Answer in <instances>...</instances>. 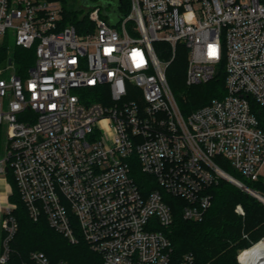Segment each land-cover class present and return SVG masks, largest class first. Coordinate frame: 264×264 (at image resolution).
<instances>
[{
    "label": "built area",
    "instance_id": "1",
    "mask_svg": "<svg viewBox=\"0 0 264 264\" xmlns=\"http://www.w3.org/2000/svg\"><path fill=\"white\" fill-rule=\"evenodd\" d=\"M108 7L88 8L91 29L78 33L56 1L0 0V38L11 31L35 55L24 77H0V183L10 170L29 217L70 244L78 232L103 264H192L190 255L172 261L157 230L171 225V209L159 190L141 193L131 161L184 202L186 221H202L220 182L264 205L216 160L264 183V132L250 103L264 109V0H128L115 26ZM180 51L187 87L225 74L223 97L187 115L167 80ZM14 208L0 206V264L18 229ZM235 213L245 215L241 205ZM22 264L50 262L34 251Z\"/></svg>",
    "mask_w": 264,
    "mask_h": 264
},
{
    "label": "trees",
    "instance_id": "2",
    "mask_svg": "<svg viewBox=\"0 0 264 264\" xmlns=\"http://www.w3.org/2000/svg\"><path fill=\"white\" fill-rule=\"evenodd\" d=\"M46 1L61 3L64 25H72L78 33H84L91 29L87 18L88 8H86L83 17L79 18L76 11L66 8L63 0ZM127 11L128 0H122L119 13L125 15ZM179 53L184 54L181 57L185 60V51ZM179 55L171 65H175ZM34 60V48L24 49L15 45L8 47L5 42L0 44V65L6 63L11 66L14 74L18 77L22 78L26 75ZM169 83L184 115L206 105L212 99L223 97L225 94L223 69H220L217 76L206 83L203 89H199L197 86L185 89L180 85L181 90H179L176 84ZM250 103L251 111L255 114L259 127L264 132V109L252 100ZM216 160L230 174L264 195V183L261 179L257 182L245 180L231 169L225 160L220 157H217ZM130 166L131 177L141 193L146 194L151 190H159L163 195L164 202L171 209L173 217L171 225L166 228L158 227L157 230L170 241L171 258L174 263L180 261L184 256L190 255L192 264H239L236 259L237 251L248 248L252 243L264 237V205L235 186L227 182H220L210 187L208 193L212 197L211 206L202 221H186L182 217L181 210L184 202L181 199L165 194L150 176L141 172L135 159H132ZM6 178L11 185L9 201L15 204L12 215L18 226L9 245L10 257L7 264L27 262L29 254L34 251L42 252L50 264H56L61 260L68 264H103L101 257L89 248L78 232H76L78 242L70 244L62 234L49 227L44 217L33 221L19 197L10 170ZM237 205L242 206L244 216L235 213ZM243 234H246L248 239H245ZM238 260L240 262L239 256Z\"/></svg>",
    "mask_w": 264,
    "mask_h": 264
},
{
    "label": "rangeland",
    "instance_id": "3",
    "mask_svg": "<svg viewBox=\"0 0 264 264\" xmlns=\"http://www.w3.org/2000/svg\"><path fill=\"white\" fill-rule=\"evenodd\" d=\"M56 2H58V1H56ZM58 3L61 5L60 2H58ZM63 4L66 6L67 9L76 11L78 13L79 18H82L83 15L85 14L86 8L82 7L80 0H63ZM61 7H62V5H61ZM106 12L107 13L109 12V14H113V16L115 15L112 12L111 6H109L107 8ZM2 42H5L8 47L14 46V36H13L11 31H9L5 37L0 38V44ZM179 54L180 55H179L178 60L176 61L175 65H170L168 70H167V80H168V83L172 82V83L176 84V86L179 88V90H181L179 87L180 85L185 89L188 88L185 85V81H184L187 55L185 54V60H183V57H181V56H184V54L183 53H179ZM11 73H14L11 66L6 65V63L0 65V77L8 76ZM169 85H170V83H169ZM204 86H205V84L197 85V88L203 89ZM170 87H171V85H170ZM103 101L106 104L109 103V100L107 98H104ZM5 150H6V147H5V130L3 129V127H0V155L4 154ZM10 191H11V185L8 182L7 178L5 177L0 183V206L5 204L6 202L9 204H12L9 201ZM12 205L15 206V204H12ZM1 223H2V212L0 211V254L2 252V246H4L3 243H4V239H5V235L3 234ZM10 242H9L8 246L10 245ZM241 251L242 250H238L236 253V259H237L238 263H239L238 256L240 257Z\"/></svg>",
    "mask_w": 264,
    "mask_h": 264
},
{
    "label": "water",
    "instance_id": "4",
    "mask_svg": "<svg viewBox=\"0 0 264 264\" xmlns=\"http://www.w3.org/2000/svg\"><path fill=\"white\" fill-rule=\"evenodd\" d=\"M80 3L84 8L101 7L102 9H105L107 6H111L112 12L115 15H105L108 17L109 22L112 26H115L118 23L119 19L122 17V15L119 13V9L122 5V0H80ZM7 171L8 169L5 168V172Z\"/></svg>",
    "mask_w": 264,
    "mask_h": 264
},
{
    "label": "bare ground",
    "instance_id": "5",
    "mask_svg": "<svg viewBox=\"0 0 264 264\" xmlns=\"http://www.w3.org/2000/svg\"><path fill=\"white\" fill-rule=\"evenodd\" d=\"M250 249L244 250L240 253L241 264H264V240L255 243ZM245 253V255H244ZM244 259L242 262V257Z\"/></svg>",
    "mask_w": 264,
    "mask_h": 264
},
{
    "label": "clouds",
    "instance_id": "6",
    "mask_svg": "<svg viewBox=\"0 0 264 264\" xmlns=\"http://www.w3.org/2000/svg\"><path fill=\"white\" fill-rule=\"evenodd\" d=\"M186 18L189 22L193 21V15L191 13H189Z\"/></svg>",
    "mask_w": 264,
    "mask_h": 264
}]
</instances>
